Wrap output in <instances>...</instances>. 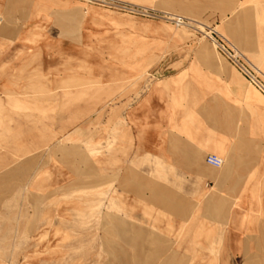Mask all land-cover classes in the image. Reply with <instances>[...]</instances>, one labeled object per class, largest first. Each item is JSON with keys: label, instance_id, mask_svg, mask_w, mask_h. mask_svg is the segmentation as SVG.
<instances>
[{"label": "rangeland", "instance_id": "obj_1", "mask_svg": "<svg viewBox=\"0 0 264 264\" xmlns=\"http://www.w3.org/2000/svg\"><path fill=\"white\" fill-rule=\"evenodd\" d=\"M262 9L0 0V264H264L204 163L215 112L264 102L208 35L264 74Z\"/></svg>", "mask_w": 264, "mask_h": 264}, {"label": "crops", "instance_id": "obj_2", "mask_svg": "<svg viewBox=\"0 0 264 264\" xmlns=\"http://www.w3.org/2000/svg\"><path fill=\"white\" fill-rule=\"evenodd\" d=\"M240 75L264 99V94L242 74ZM245 88L246 92H243V95L247 102L242 104L244 108H237L232 113L230 133L224 130L223 126H219L224 116L215 112L214 120L218 132L216 131V136L210 139V145H208L210 152L205 155L204 163L209 165L206 163L208 155H216L224 163L227 150H230L228 164L222 167L212 166L216 170L210 177L213 178L216 191L230 192L229 196L237 192L235 205L239 210L232 216L231 222L264 223V102L247 97V86ZM173 93L178 95V92ZM175 98L179 102V97ZM180 103L185 105L189 103V100L185 101V98H182ZM240 110L244 113H240ZM183 127L186 131L187 127ZM220 127L221 130H219ZM224 143L228 144L226 149ZM181 154L177 156L179 158L177 160H183L184 164L187 157L185 153ZM244 217L247 219L245 220ZM255 237L257 236H248L246 246L240 245L241 254H264V244L262 247L257 245Z\"/></svg>", "mask_w": 264, "mask_h": 264}, {"label": "built area", "instance_id": "obj_3", "mask_svg": "<svg viewBox=\"0 0 264 264\" xmlns=\"http://www.w3.org/2000/svg\"><path fill=\"white\" fill-rule=\"evenodd\" d=\"M208 38L214 44V46L231 62L233 67L262 94H264V74H259L257 70L250 66L251 69L257 73L253 74L252 71L248 69V66H245L241 59L242 56L233 47H231V45L225 39L215 34V32H210ZM206 163L214 167H220L222 165V160L216 155H208L206 157Z\"/></svg>", "mask_w": 264, "mask_h": 264}, {"label": "bare ground", "instance_id": "obj_4", "mask_svg": "<svg viewBox=\"0 0 264 264\" xmlns=\"http://www.w3.org/2000/svg\"><path fill=\"white\" fill-rule=\"evenodd\" d=\"M259 16H260V21L261 22H264V9H262L260 12H259ZM198 28V27H197ZM262 49V52H264V47L261 48ZM258 63V62H257Z\"/></svg>", "mask_w": 264, "mask_h": 264}]
</instances>
